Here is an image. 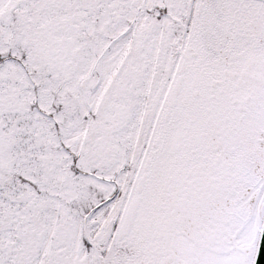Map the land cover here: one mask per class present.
<instances>
[{"label": "snow or ice", "instance_id": "snow-or-ice-1", "mask_svg": "<svg viewBox=\"0 0 264 264\" xmlns=\"http://www.w3.org/2000/svg\"><path fill=\"white\" fill-rule=\"evenodd\" d=\"M0 264H264V0H0Z\"/></svg>", "mask_w": 264, "mask_h": 264}]
</instances>
